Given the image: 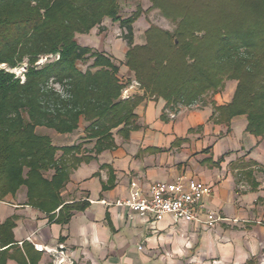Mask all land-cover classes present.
<instances>
[{
  "label": "trees",
  "instance_id": "obj_1",
  "mask_svg": "<svg viewBox=\"0 0 264 264\" xmlns=\"http://www.w3.org/2000/svg\"><path fill=\"white\" fill-rule=\"evenodd\" d=\"M151 1L180 23L173 32L151 26L142 45L135 43L133 26L140 11L122 17L119 0H0V201L25 186L27 205L47 213L50 221L69 223L74 211L87 206L65 204L62 191L71 173L116 148L114 132L128 138L142 128L136 108L147 97L166 101L167 119L169 111L194 105L236 80L229 103L211 102V120L230 132L232 119L245 115V131L264 137V0L177 1L178 14L162 0ZM106 18L123 30L125 64L143 95L124 97L131 81H123L119 65L77 40ZM83 121L86 136L73 145H55L36 131L71 133ZM232 168L237 182L251 181L253 189L259 186L255 172L264 174L254 160L238 159ZM14 227V217L0 224V264L9 259L40 264L42 252L27 241L19 247Z\"/></svg>",
  "mask_w": 264,
  "mask_h": 264
},
{
  "label": "crops",
  "instance_id": "obj_2",
  "mask_svg": "<svg viewBox=\"0 0 264 264\" xmlns=\"http://www.w3.org/2000/svg\"><path fill=\"white\" fill-rule=\"evenodd\" d=\"M130 91L144 93L134 86ZM232 98L222 102L218 94L214 100L223 105ZM165 105L163 98H145L136 108L142 128L128 138L114 132L116 148L71 173L62 191L65 204L87 206L74 211L69 223L50 221L47 213L26 204L24 192L0 201V224L14 217L17 245L22 248L27 241L42 247L40 264H56L61 258L72 264H264V202L259 201L264 198V174L255 172L259 186L253 189L251 181L237 182V169L232 168L238 159L264 167V137L245 131V115L233 118L228 132L226 124L211 120V103L180 106L167 119ZM82 130L63 145L83 141ZM181 176L213 188L204 206L223 218L214 228L172 215L153 223L116 204L129 197L133 180L148 191L156 181L175 182ZM6 264L20 263L9 259Z\"/></svg>",
  "mask_w": 264,
  "mask_h": 264
},
{
  "label": "rangeland",
  "instance_id": "obj_3",
  "mask_svg": "<svg viewBox=\"0 0 264 264\" xmlns=\"http://www.w3.org/2000/svg\"><path fill=\"white\" fill-rule=\"evenodd\" d=\"M162 1L164 4L168 5L170 12L172 11V13L174 12L175 14H178L182 10L181 8L178 7V5H176L177 1L184 2L186 0H162ZM119 3H120V13L121 16L124 18L131 16L136 10H139L141 13L133 25L136 44L143 45L147 42L146 31L151 26L159 27L162 30H169L173 32L180 23V20L172 19L171 17L166 15V13L162 11L160 8L154 7L151 0H119ZM189 11L190 13L192 12L194 13L195 8L193 9L191 8ZM122 33L123 30L118 22H114L112 19L106 18L102 23V25L97 26V28L96 27L93 28L89 33L79 34L77 36V40L82 45L89 46L96 51L106 54L111 58L112 62L119 65L120 71L123 74V76H121L120 73V77L123 79L124 82L131 81V83L125 89V91H127L125 92L126 95L128 94L131 95L130 90L133 86L135 87L136 90H141L144 92V90H142L139 84L135 81L136 79L135 72L133 70H130V68L125 64L126 52H127L126 47L128 46L125 41L123 42V44L121 42V39H123ZM175 41L178 42V39H176ZM91 63L92 60L86 62H80L79 65L80 67L85 69ZM236 86H237L236 80H229L226 82V87L224 88V90L216 94L209 93L203 98V100L197 102L196 104H200L198 106L200 107L201 104L211 103L212 101H214L215 96H217L218 94H220L222 102H226L233 97ZM84 127H85V122L83 121L80 128L71 133H59L54 129H49L45 127H37L36 131L39 134L49 136L55 145L63 146V144L67 142V139H69L71 135L73 137L79 135L80 132L83 131L82 129ZM45 175L47 177H50L51 172H46ZM258 175L263 176V174L260 173H258ZM20 192H24L27 199V188L25 186H23L15 195L9 194L6 196V198L8 196H16Z\"/></svg>",
  "mask_w": 264,
  "mask_h": 264
},
{
  "label": "built area",
  "instance_id": "obj_4",
  "mask_svg": "<svg viewBox=\"0 0 264 264\" xmlns=\"http://www.w3.org/2000/svg\"><path fill=\"white\" fill-rule=\"evenodd\" d=\"M124 97H128L130 94ZM125 94V95H124ZM174 117V115H171ZM213 193V188L200 180H188L184 176L175 182L156 181L146 191L138 180L130 185L129 197L117 199L116 204L127 206L141 217L148 218L153 223L162 220L166 215L184 219L189 222H200L206 228H214L223 220L215 211L207 210L204 199ZM42 250V247H36ZM72 264L64 258L56 264Z\"/></svg>",
  "mask_w": 264,
  "mask_h": 264
},
{
  "label": "water",
  "instance_id": "obj_5",
  "mask_svg": "<svg viewBox=\"0 0 264 264\" xmlns=\"http://www.w3.org/2000/svg\"><path fill=\"white\" fill-rule=\"evenodd\" d=\"M59 249H61V248H59ZM65 250V249H64Z\"/></svg>",
  "mask_w": 264,
  "mask_h": 264
}]
</instances>
